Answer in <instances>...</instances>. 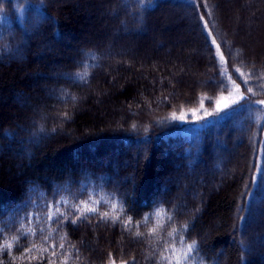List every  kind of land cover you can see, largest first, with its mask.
<instances>
[{
    "label": "trees",
    "instance_id": "1",
    "mask_svg": "<svg viewBox=\"0 0 264 264\" xmlns=\"http://www.w3.org/2000/svg\"><path fill=\"white\" fill-rule=\"evenodd\" d=\"M206 2L0 0L3 264H157L169 245L183 253L181 237L198 242L183 264H264V104L238 99L217 113L235 91L264 100V82L246 86L234 71L264 72V57L239 43L253 44L264 0H234L247 11L235 32L226 0ZM100 3L116 13L89 26L82 8ZM170 12L185 29L164 30ZM45 45L55 51L38 60ZM85 203L97 211L82 216Z\"/></svg>",
    "mask_w": 264,
    "mask_h": 264
},
{
    "label": "rangeland",
    "instance_id": "2",
    "mask_svg": "<svg viewBox=\"0 0 264 264\" xmlns=\"http://www.w3.org/2000/svg\"><path fill=\"white\" fill-rule=\"evenodd\" d=\"M65 1H67V0H65ZM226 3L228 5V8H230V10H228V11H229V14H230L231 19H232V24H233L234 28H236V29H232V27H230L229 29L231 31L235 32V30L240 29L241 20H243L242 18L245 16L247 11H245V9L237 10L239 8L234 6V0H226ZM77 5H78V3H77ZM97 6L100 7V8L102 7V8L101 9L100 8L99 9L98 8L95 9L94 7H91V6H87V7H84V8L81 7L86 12L87 15H92L93 14L92 19L89 20V24H90L89 26H92L97 21H100V22H102L104 24H107V21L108 22L111 21V17L116 13V11L113 10V8L110 5L103 4V3L101 4L100 3ZM240 7H241V4H240ZM77 8L80 9V6H78ZM253 15L257 16L255 14H253ZM108 16H109L110 20L106 19V17H108ZM179 17H180L179 14L175 15L172 12L163 14V18L165 20H167V22L164 20L165 23L162 24V27L164 28V30L165 31H169V30H178V31H180L182 29H185V28H183V27H181L179 25ZM257 19H259V21H261V27H260L261 30L255 36H254V34L252 36L250 35V38H253V44L249 45L248 42H246L244 40H242V41L239 40V43H241L245 47V50L247 52H249L250 54H253V55L257 56V57H264V16L263 17L261 16V19H260V16H257ZM190 22H193L192 19H190ZM119 23H120V25L118 27V30L115 29V34L120 33V32L130 33V32L136 31L137 29H139V25L138 24H140V21L137 19V21L134 22V25H132V26H127L122 21L119 22ZM188 31H189V28H187V32ZM145 33L147 34L148 38L151 37V32L148 29L145 30ZM83 34H84V36L88 37L89 36L88 35V30L86 29V31ZM62 39L66 40V41H69L70 37H69V35H65V36H63ZM140 40H143V39H141L140 36L137 35V42H138L137 44H139ZM156 46H157L156 44H151L150 45L151 48H155ZM55 47L56 46L45 45L43 47V50L36 55L37 59L38 60H43L44 54L47 53V52L55 51ZM33 78H34V83H37L39 81V78H37V76L36 77L34 76ZM197 84L201 85L202 83L197 82ZM57 97L60 98L59 94H57ZM240 97H241V93L238 92V91H235L234 93L232 92L231 94L225 96L224 97L225 98L224 102L236 101ZM14 100L18 104H22V105L31 106V104H32L31 100H29L27 97L22 96V95L15 96ZM33 108L35 109V107H33ZM217 108H218V104H217ZM42 132L43 131L38 128L36 133H42ZM1 152L2 151H0V153ZM237 154H238V149H236V150L234 149V151H232L230 153V155H231L230 157H233V156L236 157ZM203 182H204V180H200V183H203ZM182 187H183V189L185 191L186 186L184 185ZM212 190H214V189L212 188L209 191H212ZM255 242H256V239H255Z\"/></svg>",
    "mask_w": 264,
    "mask_h": 264
},
{
    "label": "snow or ice",
    "instance_id": "3",
    "mask_svg": "<svg viewBox=\"0 0 264 264\" xmlns=\"http://www.w3.org/2000/svg\"><path fill=\"white\" fill-rule=\"evenodd\" d=\"M137 3L143 8V7H153V0H137ZM203 3H204V7L205 9H207V2L206 0H203ZM196 6L199 7V2L196 3ZM3 10V6L0 5V11ZM205 15H211V12H206L204 14H200V21L201 23L204 25V29L205 31L208 33V36L210 38V43L212 45L215 46L216 49H220V45L216 43V40L214 38H211V32L210 30L208 29V21L205 20ZM213 57H215V53H213ZM93 59H95V57H92ZM221 60L224 59L223 57V53H221ZM243 63V62H242ZM87 67V66H86ZM234 71L236 73H238V79L239 78H243L242 79V83L245 84L246 86L248 85L249 83V80L254 78L257 82H264V72H260L258 75L256 73V70H255V66H253V69L250 70V72L246 75L245 73L241 72L239 68H234ZM218 74L223 77L224 73L223 72H218ZM76 76L81 80V81H85L86 82V76H87V72H84V73H77ZM219 83V86L221 87H226V85L224 84V81L221 80L218 82ZM264 86V85H262ZM247 92L248 93H251L252 95H255V93L253 92L252 88L248 87L247 88ZM73 100H75V97H72ZM225 98H221L220 101H217V104H218V108H217V113H220L221 111L223 110H231L230 109V105H237L239 103V101H230V102H224ZM240 101H243L247 104H254V103H259V104H264V100H259V101H256V100H252L250 99L248 96H241L239 98ZM222 106V107H221ZM211 115V114H209ZM181 119H183V117H181ZM258 171L261 173H264V162H262L261 166L258 168ZM63 199V198H62ZM113 199L115 200V197H113ZM65 203H67V201H64ZM95 203H99V201H95ZM59 204H60V201H57L56 202V205H57V213H59ZM78 207V206H76ZM112 207L115 209L117 207V204L116 203H113L112 204ZM97 211V209L95 207H88L87 206V203H85V206H84V209L81 213V215L83 216V213L84 212H91V213H95ZM157 215H159V213H157ZM101 217L103 219H108L109 217V214L108 213H102L101 214ZM48 219H52V216L49 215ZM79 219V218H77ZM77 219H72L70 222L72 224H76L77 223ZM116 219H118V217H114L113 220L115 221ZM168 219L171 221L172 220V217L169 216ZM63 220H69V216L68 215H64L63 216ZM131 221V218H129V222ZM58 223H61L62 224V221H58ZM183 229H186L187 228V224H184L181 226ZM177 230L174 229L173 232H176ZM153 232H155V229H153ZM136 235H143L142 233H139L137 232ZM170 235H172V233H170ZM180 242L182 244H184V251L183 253L180 255V256H177L176 255V250H175V247H174V244L173 245H169L167 251L171 253V255H164V254H160L159 255V260L157 261V264H183V262H186L190 259L191 257V254L196 252L198 250V242L196 240H192L190 243H186L184 240H183V237L180 238ZM61 248H63V245H60ZM26 251H30V250H27ZM155 255V253H154ZM109 256H111V254H109ZM0 264H3L2 261H0ZM111 264H115V261L112 260L111 261ZM125 264H127V262H125Z\"/></svg>",
    "mask_w": 264,
    "mask_h": 264
}]
</instances>
